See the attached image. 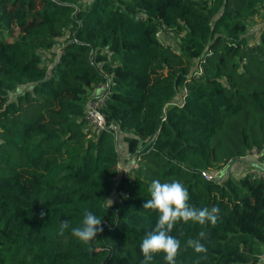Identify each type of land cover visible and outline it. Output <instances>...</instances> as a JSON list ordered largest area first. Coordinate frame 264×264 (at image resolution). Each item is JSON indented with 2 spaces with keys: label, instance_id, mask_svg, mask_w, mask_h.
Wrapping results in <instances>:
<instances>
[{
  "label": "trees",
  "instance_id": "16d2710c",
  "mask_svg": "<svg viewBox=\"0 0 264 264\" xmlns=\"http://www.w3.org/2000/svg\"><path fill=\"white\" fill-rule=\"evenodd\" d=\"M262 16L264 0H0V264H142L154 180L219 209L176 223V264H260L264 177L202 171L264 151ZM85 210L103 227L88 244Z\"/></svg>",
  "mask_w": 264,
  "mask_h": 264
},
{
  "label": "clouds",
  "instance_id": "9594fccd",
  "mask_svg": "<svg viewBox=\"0 0 264 264\" xmlns=\"http://www.w3.org/2000/svg\"><path fill=\"white\" fill-rule=\"evenodd\" d=\"M150 199L143 204L144 209H151L158 213V220L154 229L148 232L143 239L140 249L143 254L142 264H150L155 254L163 253L167 264H176V258L180 254L181 244L178 239L170 235L177 222L189 221L201 225L209 222L215 226L219 219L217 207L195 208L189 205V192L179 181L164 182L154 180L150 186ZM109 201V208L112 201ZM41 217L45 215L42 211ZM69 227V221L62 220L59 224L60 234ZM103 231L102 221L91 211L85 210L81 226L71 229L72 235L84 244L96 239ZM200 237H204L201 232ZM187 245L195 252H206V248L199 239H190Z\"/></svg>",
  "mask_w": 264,
  "mask_h": 264
},
{
  "label": "built area",
  "instance_id": "2783aa9c",
  "mask_svg": "<svg viewBox=\"0 0 264 264\" xmlns=\"http://www.w3.org/2000/svg\"><path fill=\"white\" fill-rule=\"evenodd\" d=\"M98 89L102 90V94L96 101H94L89 105V109L87 112V119L96 128L98 132H101L103 130L110 129L107 123L106 115L101 111V106L103 105L104 101L107 98L108 91L103 85L99 86ZM245 158L247 160L255 159L258 162V166L256 169L253 170V173L264 177V151L254 149L249 154H247L244 157V159ZM134 166H137V163H135ZM222 171L223 169L214 170V171L204 170L202 171V175L207 179L211 180L218 178V176L222 173ZM263 258L264 255L262 256V259Z\"/></svg>",
  "mask_w": 264,
  "mask_h": 264
},
{
  "label": "crops",
  "instance_id": "0c3cea01",
  "mask_svg": "<svg viewBox=\"0 0 264 264\" xmlns=\"http://www.w3.org/2000/svg\"><path fill=\"white\" fill-rule=\"evenodd\" d=\"M260 20H261V18H258L259 23H260ZM126 152H125V154H126ZM127 155L124 156V160L128 157ZM124 162H126L127 165H129L130 159L128 161L125 160ZM257 166H258V162L255 159H251L247 163L241 162V163H239V165H231V166L224 168L222 173L218 176V178L227 176L231 173H233L236 176H241L242 172L243 173H246V171L253 172V170L256 169ZM231 167H232V169H231ZM125 168H127V166ZM228 168H229V171H228ZM244 169H247V170H244ZM230 170H231V172H230ZM263 262H264V258L262 259L260 264H264Z\"/></svg>",
  "mask_w": 264,
  "mask_h": 264
},
{
  "label": "rangeland",
  "instance_id": "374dc122",
  "mask_svg": "<svg viewBox=\"0 0 264 264\" xmlns=\"http://www.w3.org/2000/svg\"><path fill=\"white\" fill-rule=\"evenodd\" d=\"M264 18H263V16H262V18H261V20H263ZM260 20V21H261ZM121 145H122V148H124L125 149V151H127L128 150V145H127V143L125 142V144H124V141H122V143H121ZM121 153H123L122 151H120ZM228 166H231L230 164L229 165H227L226 167H228ZM129 167H127V168H124L125 170V173H129V169H128ZM231 169H232V167H231ZM228 171H229V168H228ZM230 172H231V170H230Z\"/></svg>",
  "mask_w": 264,
  "mask_h": 264
}]
</instances>
